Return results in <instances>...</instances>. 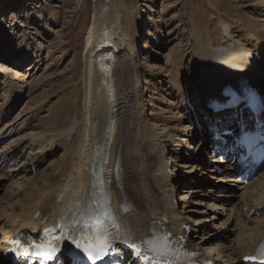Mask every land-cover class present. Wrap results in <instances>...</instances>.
<instances>
[{"label":"bare ground","instance_id":"1","mask_svg":"<svg viewBox=\"0 0 264 264\" xmlns=\"http://www.w3.org/2000/svg\"><path fill=\"white\" fill-rule=\"evenodd\" d=\"M113 3L114 0H110L106 6L94 11L85 38L82 70V79L86 86L84 103L82 108H79L77 118L66 130L69 133L78 132L76 138L79 139L80 150L76 156H73L74 159L77 157V161L72 159V162L63 163L61 165L63 174L58 172L54 175L47 174L42 170L35 175L36 177H30L26 194L21 198L18 206H14L13 212L11 211L8 217H3L5 221L0 229L2 235L0 264H4L1 260L2 251L15 233L19 231L35 233L44 219L48 224L53 225L57 224L59 217L63 215L69 219L75 213L86 210L92 193L97 189V184L106 205L115 215L127 238L131 240H147L159 232H169L172 235L183 233L184 226L192 219L191 214L183 215L186 212L194 211L203 214L206 219L199 224L207 227L206 223L211 220L210 224L216 232L224 228L223 225H229V221L232 222L233 218L234 220L244 218L243 222H239L240 225L234 224L236 233L233 229L230 230L235 237L227 246L221 247L218 244V241L226 236L225 232L217 235H214L215 232H210L208 237L195 235L199 239L192 243L193 240L190 238L188 242L190 247L202 252V257L212 258L218 264H242L243 256L264 241V169H262L264 165L260 167L263 172L261 171L256 179L253 178L247 184H243L238 180V175L227 177L226 170L219 172L215 168V165L219 164V158L213 156L211 162L206 165H202L198 160L197 164L192 166L190 162L173 161L175 168L188 167L192 172L191 175L193 174L192 177L181 180L179 177L175 178L174 173L170 172L172 165L170 160L163 157L166 156L165 150L158 161L149 164L154 165L149 175L147 174L149 167L143 172L144 161L141 157L128 153L131 151H128L131 142L148 141L150 144L159 146V142L168 136L167 141L172 143L178 141L174 144L173 153L177 154L176 157L180 158L179 160L196 159V152L191 154L180 149V146H185L189 151L192 147V143H187V138L177 135L169 136V133L159 130L157 126L144 122L140 100L142 85L136 72L138 55H136L130 25H128L131 18L128 19L125 16L129 20H126V25V22H123L125 18L116 16ZM197 44L198 72L201 82L206 85L199 97L201 101L191 92V87H188L186 92L185 87L182 86L179 96L183 101L185 115L173 120L175 115L171 114L167 117L168 123L188 119L189 123L196 124L195 119L201 117L199 111L203 106L209 111L208 104L211 105L219 98L225 99L221 95L222 89L229 84L258 81L264 85V78L260 76L263 66H257L254 56L245 51L241 42H238L235 49L230 51L225 49L220 51L216 47L207 46L202 36L198 37ZM222 52L229 53L222 55ZM5 68L7 67L2 66L0 71H4ZM108 84L113 86L112 98L109 96ZM22 93H24L23 89L7 92L5 103L9 110H3L1 113L7 111V114H10L11 108L25 96ZM190 102L194 105L193 111L191 107L189 108ZM225 114L228 113L210 115L206 125H202L201 131L195 127L194 137L198 136L197 134L201 135L205 130L210 132L212 137L219 124L215 122L216 119ZM2 116L0 115V118ZM193 124H191L192 128H194ZM23 128H25L24 124L4 126L0 130V143L16 135L15 133ZM170 129L173 133L174 130L177 132L176 128ZM186 130L180 132L187 136ZM45 135L46 132H41L38 137L32 138L36 139V141L33 139L35 143H40L41 137ZM25 139L12 141L5 150L0 152V171H5L7 181L10 179L15 186L20 184L18 182V179L22 180L20 176L33 174L39 169L47 151L43 148L42 153L32 154L25 159L22 151ZM30 144L34 145V142ZM187 154L191 155L187 157ZM123 155L127 158H123ZM170 159L172 161V158ZM8 160L14 161L8 163ZM59 163L57 162L58 165ZM199 165L202 167L201 173L197 172ZM183 168L180 167L178 170L182 171ZM207 175L210 178H216V181L206 180ZM41 177H44L42 181ZM149 181H152V185ZM194 186L198 188L197 192H200L201 188H206L204 191L210 192L209 198L203 200L207 206L200 210L194 204L197 199L193 193ZM182 187L184 191L177 204L175 202L177 189ZM237 187L241 194L239 192L235 195ZM215 189L218 193L213 196L212 192ZM232 194L235 200L231 198ZM224 208L231 211L225 214L226 218H223ZM250 211L253 213L251 218H248ZM217 217L218 220H216ZM199 224H195L196 227ZM201 228L204 227L198 226L196 230L199 232ZM213 239L216 241L211 242Z\"/></svg>","mask_w":264,"mask_h":264},{"label":"rangeland","instance_id":"2","mask_svg":"<svg viewBox=\"0 0 264 264\" xmlns=\"http://www.w3.org/2000/svg\"><path fill=\"white\" fill-rule=\"evenodd\" d=\"M109 2L110 0H0V68L7 67L0 71V115H3L0 118V130L11 124L25 125L16 135L0 143V152L12 141L23 138H26L22 147L25 159L32 154L42 153L43 148L47 149L39 169L33 174L20 176L22 180L18 179V186L13 185L10 179L7 181L5 171H0V229L5 221L3 217H8L26 194L30 177H36L42 170L47 174H63L61 165L72 162L73 156L80 150L79 139L76 138L78 132L69 133L66 130L71 127L84 103L86 86L82 79L83 53L92 16L94 11ZM113 4L116 16L125 18L123 22L126 25L131 18L128 25L138 55L136 72L142 85L140 100L144 122L157 126L159 130L169 133V136L187 138V143H192V147L189 151L185 146H180V149L187 153L196 152V159L179 160L177 154L173 153L174 144L178 141L169 142L166 139L168 136L159 142V146L148 141L131 142L128 151L132 152L128 153L141 157L144 161L143 172L149 167V175L154 166L149 164L158 161L166 150V156L163 157L170 160L175 178H190L193 175L190 168H175L173 161L190 162L191 166L196 165L197 160L202 165L211 162L213 158L208 147L212 140L210 132L205 130L194 137V130L196 127L201 131L210 115L217 114L206 110L201 103V117L195 119L196 124L189 123L188 119L171 124L167 122V117L174 114L175 120L185 115L183 101L179 96L182 86L186 92L191 87L196 98L200 97L206 87L198 72V37L202 36L207 46L216 47L217 50L230 51L241 42L245 51L254 56L257 66H263L260 76L264 78V0H114ZM228 53L222 52V55ZM108 85L109 96L112 98L113 86ZM18 89H23L22 94L25 96H21L17 105L10 109V114L6 111L4 115L1 112L9 110L5 103L7 92ZM170 128H176L178 133L175 130L173 133ZM184 130L187 136L180 132ZM41 132H46V135L41 137L40 143H35L34 138ZM33 142L34 145L30 144ZM123 158L127 157L123 155ZM74 161H77V157ZM57 162H60L59 165ZM137 166L139 169L140 165ZM180 167L183 168L182 171L178 170ZM199 167L197 172L201 173L202 167ZM231 174L228 173L229 176ZM43 178L41 177V181ZM207 179L216 181V178H210L209 175L206 176ZM149 183L152 185V181ZM193 189L197 198L195 206L198 210L206 207L207 203L203 200L209 198L210 192L204 191L206 188H201L200 192H197L196 187ZM183 191V187L177 189L175 202L178 203ZM239 192L241 194L237 187L235 195ZM217 193L216 189L212 192L213 196ZM189 196L191 197L190 194ZM233 197L234 194L231 198ZM223 211V218L227 217V212H231L225 208ZM190 214L193 219L189 222L192 243L199 239L195 235L208 237L210 232H216L210 224L211 220L206 223L207 227L199 224L206 219L203 214L193 211L183 215ZM243 220L244 218H233L228 227L223 225L224 228L214 234L226 233L224 239L218 241L221 247L230 244L235 237L230 230L233 229L236 233L234 224ZM197 223L204 227L199 232L196 230ZM1 238L0 234V243ZM215 241L213 239L211 242Z\"/></svg>","mask_w":264,"mask_h":264},{"label":"snow or ice","instance_id":"3","mask_svg":"<svg viewBox=\"0 0 264 264\" xmlns=\"http://www.w3.org/2000/svg\"><path fill=\"white\" fill-rule=\"evenodd\" d=\"M225 95H228V99L225 103L214 102V107L218 110L233 108L241 103V97L235 92L226 90ZM248 103H253V98L251 96L247 97ZM83 242L78 243L77 240L72 239L71 236L66 238V243L68 244L67 249H55L51 244L44 245H32L31 247L36 249L32 252V255H36L44 264H52L53 261L60 259V254L63 253L69 258L70 264H113L114 248L115 243L113 238L102 239L99 236H84L80 237ZM14 243H17L14 241ZM125 247L133 253L137 260L142 258V253L139 248L133 244H125ZM28 256L29 251L22 253ZM144 261L147 262L148 257H143ZM246 261H255V264H264V249L261 250V255L257 258L254 255H249L245 257ZM159 264V262H157Z\"/></svg>","mask_w":264,"mask_h":264}]
</instances>
